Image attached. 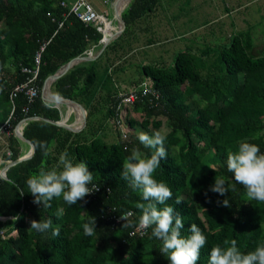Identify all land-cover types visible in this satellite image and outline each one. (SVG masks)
<instances>
[{"label": "trees", "instance_id": "obj_1", "mask_svg": "<svg viewBox=\"0 0 264 264\" xmlns=\"http://www.w3.org/2000/svg\"><path fill=\"white\" fill-rule=\"evenodd\" d=\"M62 2L0 0V86L4 89L0 92V127L6 123L11 127L8 150L12 152L10 157L5 154L6 160L15 161L26 154L22 150L26 144L15 135L23 120L39 117L61 121L60 110L42 97L46 80L72 59L101 45L103 34L77 19ZM161 3L132 0L123 13L126 29L121 37L98 60L75 66L52 85L56 95L87 109L86 130L73 133L33 119L24 125L23 134L35 144L36 152L30 160L8 170L10 181L0 178V216L17 217L0 221V264H170L159 251L161 241L151 235L152 227L144 235H130L143 214L138 205L147 202L141 189L134 190L122 179V164L133 148L147 156L153 150L145 148L136 135L130 140L123 137L116 109L119 90L109 68L101 67L119 46L125 52L131 48L123 45L130 28L154 14ZM258 28L257 24L249 25L232 36L229 44L207 46L199 55L182 51L171 67L158 63L140 67L144 80L159 90L160 99L156 104L138 100L132 111L142 119L129 116L127 122L145 131L160 130L165 123L168 127L167 158L161 160L154 178L172 190L173 196L166 203L183 217L182 236L190 235L193 223L206 235L197 264H209L211 249L223 246L225 239H236L245 253L264 243V202L249 201L244 186L227 169L228 152L237 151L241 141L257 144L264 153V50L256 53ZM45 43L34 82L39 96L33 102L24 92L14 96L18 86L32 79L33 73L24 70L35 69L36 54ZM116 59L121 60L120 55ZM110 61L114 65L115 59ZM96 114H100L97 120ZM79 115L80 128L86 114ZM104 116L116 126L117 142L106 141L104 123L108 121ZM41 142L46 143L47 154L39 147ZM65 151L74 163H87L94 175L89 187L96 184L100 191L74 205L62 197L50 201L48 208L33 203L27 179L41 168L58 166ZM209 154L212 157L206 159ZM216 176L224 178L229 188L223 196L211 191ZM224 199L230 200V207L223 206ZM60 208L63 215L57 217ZM93 217L95 234L86 236L83 224ZM122 217L132 226H124L127 221ZM40 219H51L59 235L31 229V221Z\"/></svg>", "mask_w": 264, "mask_h": 264}, {"label": "clouds", "instance_id": "obj_2", "mask_svg": "<svg viewBox=\"0 0 264 264\" xmlns=\"http://www.w3.org/2000/svg\"><path fill=\"white\" fill-rule=\"evenodd\" d=\"M3 90V86H0V92ZM166 139V134L159 130L151 135L139 132V142L145 148L152 149V154L147 156L138 148H133L131 154L123 161L121 177L129 181L134 190L141 189L142 198L147 202L138 205L143 214L135 225L136 230L152 227L151 235L161 241L159 251L168 258L170 264H197L200 250L205 246L207 237L195 223L189 229L190 235L182 236L183 217L166 203L173 196L172 190L166 182L154 178L161 160L167 158ZM39 147L47 154L46 143L41 142ZM59 166H62V170H58ZM227 169L233 173L235 181L244 186L249 201L264 202V153H261L257 144L241 141L237 151L230 150L227 155ZM93 179V172L89 171L87 163L84 161L74 163L65 151L60 155L58 166L51 170L41 168L38 173L30 176L26 183L29 192L35 197L33 203L43 204L44 208H48L54 198L62 197L68 205L76 204L93 192L95 185L89 188ZM211 191L221 196L229 192L225 179L216 176ZM180 202L181 200L177 198L176 203ZM222 204L230 207V200L224 199ZM160 205L163 207H158ZM62 215L63 209L60 208L57 210V217ZM122 219L126 220L125 217ZM124 226H132L131 221H127ZM30 228L38 233L51 230L53 236L59 235V229L52 228L51 219L32 220ZM83 231L86 236L95 234V217L83 224ZM237 243L236 239H225L223 246L213 247L209 264H264V243L247 253L242 252Z\"/></svg>", "mask_w": 264, "mask_h": 264}, {"label": "rangeland", "instance_id": "obj_3", "mask_svg": "<svg viewBox=\"0 0 264 264\" xmlns=\"http://www.w3.org/2000/svg\"><path fill=\"white\" fill-rule=\"evenodd\" d=\"M190 1L192 2L191 9L189 7L186 9V0H162L160 7H158L154 14L130 28V34L127 38L123 39V45L128 46L129 40L133 41L136 38L134 40V47L138 51L134 56L130 55L126 59L123 57L121 60H115V63L119 62V66H123L125 70L124 74H122L125 78H119L118 80V83L120 82L119 86L121 84L120 87L124 88L120 92H123V94L126 92L131 93L136 87H140L142 82L146 81L140 72L142 65L158 63L171 67L173 66L175 56L180 52L192 51L193 49L194 54L199 55L201 49H205L207 46L214 47L219 44H229L230 41L226 37L232 30L237 31L235 32L237 34L238 32L247 30L249 25L257 24L259 27L256 32V36L259 38L257 40L256 53L264 50V0ZM123 2L124 0L118 4L117 11ZM95 3L99 11L105 14L109 21L113 19L112 2L105 4L102 0H95ZM227 14L230 16L228 17ZM185 18L186 20L190 18L191 22L186 23L184 26L183 21H185ZM231 23L232 26H230ZM113 25L115 27L111 28L112 33L114 29L117 30L119 27L118 23H114ZM149 38L163 39L161 40L162 44L157 48L160 49V52L158 50L155 51L154 48L142 49ZM164 38L174 41L168 44ZM218 41L224 43H219ZM120 44L122 45V42ZM196 48L200 50L196 51ZM159 57L162 58V62L159 60ZM122 75L121 77H123ZM133 106L129 107V113L127 111L124 114V122L120 123L119 127L122 134L124 132L127 133V140H130L131 136H138L141 131L147 132L149 135L155 132V130L145 131L139 125L134 128L130 126L127 122L129 116L139 121L142 119L140 114L132 111ZM63 108L65 109L66 107ZM99 111L103 113V108L99 109ZM99 116L100 114H96L94 119L97 120ZM104 127L106 128V141L108 143L117 142L119 135L114 122H105ZM159 131H162L164 134L168 132L166 123ZM26 145H24L25 148L27 147ZM210 157H212V154H209L206 159ZM4 168L5 166H2L1 170Z\"/></svg>", "mask_w": 264, "mask_h": 264}, {"label": "built area", "instance_id": "obj_4", "mask_svg": "<svg viewBox=\"0 0 264 264\" xmlns=\"http://www.w3.org/2000/svg\"><path fill=\"white\" fill-rule=\"evenodd\" d=\"M104 3L111 2L113 0H102ZM62 6L66 7L67 4L65 2H62ZM70 12L75 15L77 19L82 21L85 24H91L94 27L97 28L98 31L101 33L104 31L106 28L107 24H112L109 19L103 15L98 13L94 7L90 4L88 0H77L74 4L69 6ZM62 26V24H61ZM47 46V43L43 44L40 50L37 52L36 57H35V69L34 70H29L25 69L24 71L28 73H33L32 79H30L27 83L18 86L15 89L14 96H16L17 93L24 92L30 102H33L40 94V89L35 85V80L38 77L40 66L42 63V55L45 51V48ZM89 52H87L88 54ZM92 53V52H91ZM90 53V54H91ZM120 100L117 103V111L119 114L120 122H124V114L129 111V107L133 106L138 100L140 99H148L150 104H156L157 100L160 99V92L157 90L152 82L150 80H146L145 82H142L140 87H136V89L133 90L131 93H124L120 92ZM28 110V109H26ZM10 125L6 123L2 127H0V136L3 134H10ZM127 133L124 132L123 137L127 138ZM7 156H12V152L10 150L7 151L6 153ZM6 163L11 162L10 160H6L3 158ZM89 188H93V185L90 186ZM98 189V190H96ZM96 190V191H95ZM100 191V188L95 184V188H93V192H91L88 197H91L95 195L97 192ZM141 234L144 235L146 233V230H140V231H133L131 232V236H134L136 234ZM2 235H4V232H2Z\"/></svg>", "mask_w": 264, "mask_h": 264}, {"label": "water", "instance_id": "obj_5", "mask_svg": "<svg viewBox=\"0 0 264 264\" xmlns=\"http://www.w3.org/2000/svg\"><path fill=\"white\" fill-rule=\"evenodd\" d=\"M118 1L119 0H115L114 2V6L117 8V4H118ZM132 0H129V2L127 3V5L125 6V8L119 12L117 11L116 12V20L119 24V27L118 29L113 32V34L107 38L106 37V34H105V30L102 32L103 34V48L100 52L99 55H101L105 50L106 48L112 43L114 42L115 40H117L118 38L121 37V35L124 33L125 29H126V22L124 20V17H123V13L124 11L127 9V7L129 6V4L131 3ZM117 10V9H116ZM94 56H91V55H85V56H79V57H76L74 59H72L68 64L64 65L63 67H61L55 74H53L52 76H50L46 82H45V85L43 87V90H42V97L44 99L45 102L49 103V104H53L55 106H61V105H65V106H70V107H74L76 109H79V108H82V109H85L87 111V109L82 105L80 104L79 102H76V101H72V100H68L66 98H63V97H60L58 95H55L51 88H52V85L59 79L61 78L62 76H64L65 74H67L69 71H71L76 65H78L79 63L81 62H84V61H92L94 60L93 58ZM88 116H89V113L88 111L86 112V115L83 119L84 121V125L82 126V128H79L77 126H73V125H68L66 123H64L63 121H52V120H49V119H44V118H39V117H34V118H29V119H26V120H23L15 129V135L18 139H20L21 141L25 142L27 145L30 146V151L20 157L19 159L15 160V161H11L9 162L5 168L3 170L0 171V178L4 179V180H7V181H10V179L8 178V175H7V172L10 168L20 164V163H23L25 161H28L30 160L35 152H36V146L33 142H31L30 140H28L27 138H25L24 134H23V129H24V125L29 121V120H39V119H42L44 121H47V122H50L52 123L53 125H56L58 127H61V128H64L68 131H71V132H81L83 131L84 129H86V126H87V121H88ZM13 218H17L16 216L15 217H4V216H0V221H4V222H8L10 220H12Z\"/></svg>", "mask_w": 264, "mask_h": 264}, {"label": "crops", "instance_id": "obj_6", "mask_svg": "<svg viewBox=\"0 0 264 264\" xmlns=\"http://www.w3.org/2000/svg\"><path fill=\"white\" fill-rule=\"evenodd\" d=\"M63 2H65L66 4H67V6H71L72 4H74L77 0H62ZM89 2H90V4L94 7V9L98 12V13H100V14H102L100 11H99V9H98V6L96 5V3H95V0H88ZM121 1L122 0H119L118 1V4H120L121 3ZM112 2V4H113V19L112 20H110V22L112 23L111 24V28L112 27H115L113 24L114 23H118L117 22V20H116V12H117V10H116V7L114 6V2H115V0H113V1H111ZM107 3H109V2H107ZM186 6H185V8L186 9H188V7H189V9H191V1L190 0H186ZM106 4V3H105ZM118 4H117V6H118ZM103 15H105V14H103ZM151 16V15H150ZM227 16L229 17L230 15L229 14H227ZM149 17V16H148ZM191 22V19L189 18L188 20H186V18H185V21H183V24H184V26L186 25V23H190ZM119 25V24H118ZM230 26H232V23H231V25ZM116 29H114L113 30V32L115 31ZM235 32H237V31H234V30H232L229 34H228V36L226 37V38H228V40L229 41H231V39H232V36H234L236 33ZM222 35V34H221ZM224 35H225V33H224ZM220 36V35H219ZM165 39V42H167L168 44L172 41H174V40H170L169 41V39L168 38H164ZM134 40H136V38H134ZM134 40L133 41H131V40H129L130 41V43H129V45L131 46V48L130 49H128V48H126V52L124 51V50H122L121 49V46H119V48L118 49H116L117 50V52H114V53H116L117 54V56L115 57V54L114 53H109V55H108V57L106 58V59H104L102 62H101V67L102 68H105V70L107 69V68H109L108 70H109V73H111V74H113L114 76V79H115V84H116V87H117V89L119 90V93H120V91H122V89L124 90V88H122V87H120L121 86V84H120V86H119V83H118V80H119V78L121 79H123V78H125L124 77V75H122V74H124V68H123V66H120L119 67V69H118V71L115 73V70L117 69L116 67L117 66H119V62L118 63H115L114 62V65H112V62L110 61V59L111 58H113V59H115V60H120V59H116L117 57H118V55H120V57L121 58H127L128 56H130V55H132V56H134V54L138 51L137 49H135L136 47H134ZM161 40H163V39H161ZM161 40H159V39H153V38H149L147 41H146V45L144 46V47H142V49H144L145 50V48H154L155 49V51L156 50H158V52H160V49H157L158 47H160V45L162 44V42H161ZM227 40V41H228ZM116 41V40H115ZM114 41V42H115ZM227 41H225V42H227ZM114 42H112V43H114ZM133 42V43H132ZM219 42V41H218ZM111 43V44H112ZM219 43H224V42H219ZM100 46H93L88 52V54L86 53V55H91V56H94L93 58H94V60H92V61H88V62H95L96 60H98L99 58H100V56L102 55H99L100 54V52H101V50H102V48H103V40H101V42H100ZM198 50H200V49H197L196 48V51H198ZM202 50V49H201ZM128 51H130V52H128ZM192 51H193V49H192ZM92 52V53H91ZM91 53V54H90ZM133 53V54H132ZM125 55V56H124ZM110 58V59H109ZM159 60L162 62V58H160L159 57ZM87 61H84V62H81V63H86ZM81 63H79V64H81ZM78 64V65H79ZM77 66V65H76ZM109 66V67H108ZM121 75L123 76V77H121ZM51 90H52V88H51ZM52 92H53V90H52ZM54 93V92H53ZM55 94V93H54ZM56 95V94H55ZM47 103V102H46ZM47 104H49V103H47ZM50 105H53V104H50ZM54 107H56V108H58L59 110H60V113H61V121H63L64 123H66V124H68V125H73V126H78L79 124H80V115L78 114V113H80L81 115H85L86 114V110L85 109H82V108H79V110H74L73 108H71L70 106H65V105H61V106H55V105H53ZM63 107H66L65 109L63 108ZM107 108V106L105 107V109ZM73 109V110H72ZM104 109V110H105ZM39 120H42V119H39ZM105 120L106 121H108V118L107 117H105ZM110 121V120H109ZM80 128H82V127H80ZM64 129V128H63ZM66 130V129H65ZM84 130H86V129H84ZM73 133H75V132H73ZM77 133H79V132H77ZM9 135L10 134H3L2 136H0V171H1V168H2V166H6L8 163H6V161H4L3 160V158H4V156H5V154H6V152L8 151V146H9ZM22 150H23V152H24V154L26 153H28L29 151H30V146L29 145H27V147L25 148L24 146H23V148H22ZM25 154V155H26ZM5 159V158H4Z\"/></svg>", "mask_w": 264, "mask_h": 264}, {"label": "bare ground", "instance_id": "obj_7", "mask_svg": "<svg viewBox=\"0 0 264 264\" xmlns=\"http://www.w3.org/2000/svg\"><path fill=\"white\" fill-rule=\"evenodd\" d=\"M129 2V0H124V2L121 4V6L119 7V9H118V11L119 12H121L124 8H125V6L127 5V3ZM104 30H106L105 31V34H106V37L107 38H109L113 33H112V31H111V24H107V26H106V28L104 29ZM71 108H73L74 110H76L77 111V109L76 108H74V107H71ZM72 109V110H73ZM78 112V111H77ZM79 114V113H78Z\"/></svg>", "mask_w": 264, "mask_h": 264}]
</instances>
